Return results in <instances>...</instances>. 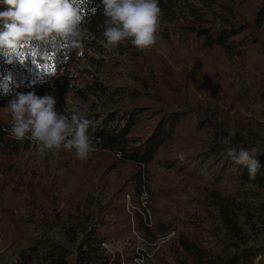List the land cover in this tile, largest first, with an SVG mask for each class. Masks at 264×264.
Listing matches in <instances>:
<instances>
[{
	"label": "trees",
	"instance_id": "16d2710c",
	"mask_svg": "<svg viewBox=\"0 0 264 264\" xmlns=\"http://www.w3.org/2000/svg\"><path fill=\"white\" fill-rule=\"evenodd\" d=\"M253 2L159 0L162 20L176 21L185 35L194 36L187 42L176 41L171 57L161 55L154 46L145 50L132 46L129 53L122 50L121 58L114 64L132 74L124 98L127 104L126 123L110 129L107 128V121L105 128L97 129L95 164L90 157L87 161L77 159L75 150L64 149L62 152L67 165L66 176L79 179L76 183V215L71 217L72 225L68 230L76 243L69 250L74 253L72 264H135L133 259L139 256H128L131 246L117 252L106 248L103 244L106 241L105 231L114 235L132 231L139 233L159 264H255L257 256L250 244L251 233L244 224L252 222L257 210L243 187L248 183L264 187V149L256 157L261 167L254 178L249 176L245 166L238 181L222 169L215 172L213 179L202 180L194 169L188 168L186 161H177L178 153L187 151L198 136L193 132H176L179 117L183 115L184 119L191 111L188 92L192 82L202 77L209 80L211 70L226 58L248 63L249 46L257 43L264 46V36L259 34L264 29V0ZM77 3L84 15L81 42L85 41L87 34L93 39L91 44L105 40L106 17L101 0H77ZM6 7L0 5V11ZM254 11L255 16L245 17H250ZM0 31H3L2 21ZM123 43L119 47L131 46L130 42L128 46ZM186 43L190 46L187 56H184L181 48ZM180 44L183 45L179 47ZM77 51L67 40L53 38L43 43L33 42L24 50L22 58L15 56L13 62L8 63L0 50V150L7 158L0 169L5 174L6 186L12 187L8 202L0 203V227L8 231L13 224L16 230L9 235L15 240L20 239L25 227L32 223L41 226V229L50 223L46 222V215L41 220L35 218L33 211L18 217L16 210L22 197L18 200L14 197L27 190V200L52 205L55 197H51L50 193L61 186L62 177L47 180L42 172H34L25 182L23 175L29 170L24 172L17 164L7 162L20 152L22 146V141L10 135L12 117L7 101L11 95L20 92H35L38 96L50 94L56 100L57 110V101L61 96L56 89L63 91L65 87L69 91L73 87L76 77L70 74V64ZM205 54L210 60L207 64L203 62L202 55ZM122 98L119 100L122 101ZM184 104L189 108L181 109ZM110 117L109 121L114 120L113 114ZM199 125L213 145L221 144L227 133L216 116L211 114H205ZM236 141L233 140L228 147H235ZM102 166L117 171L120 186L110 200L95 208L98 201L95 193L99 187L96 172ZM172 171L178 174V182L170 179ZM180 186L185 191L189 188L193 190L197 195V207H190L189 202L183 200L178 193ZM143 193L148 196L147 206L141 201ZM126 194L131 197L128 208ZM46 209L48 207L44 212ZM93 213L109 216L105 230L83 227V221L94 217ZM53 214L55 218H60L57 212ZM37 247L32 249L37 250ZM32 262V255L24 254L22 264ZM50 264L70 263L63 256H57Z\"/></svg>",
	"mask_w": 264,
	"mask_h": 264
},
{
	"label": "rangeland",
	"instance_id": "374dc122",
	"mask_svg": "<svg viewBox=\"0 0 264 264\" xmlns=\"http://www.w3.org/2000/svg\"><path fill=\"white\" fill-rule=\"evenodd\" d=\"M192 1L200 2V0ZM258 1L254 0L253 3ZM255 14L256 11L250 17H245L252 18ZM259 34L264 36V29ZM193 36L194 34L185 35L176 21L171 23L160 18V27L156 33L157 43L154 47L161 55L171 57L176 41L187 42L188 38ZM92 40L87 34L85 41L81 42L83 52L81 53V50L78 49L76 56L72 59L70 74L76 77L73 87L69 91L65 90V87L63 91L56 89L57 94L61 96V99L57 101L56 111L58 114H68L66 107L69 110L76 109L91 120L92 125L88 129V133L92 137L94 148H96L95 132L97 129L105 128L107 121V128L114 129L118 125L123 126L128 119L125 115L127 104L124 98L127 95L126 86L131 81L132 74L114 62L121 58L122 50L129 53L134 45L129 40L131 46L121 48L120 44L108 46L104 39L91 44ZM129 42L125 41L123 44L128 46ZM190 42L192 41L190 40ZM182 45L180 44L179 47ZM189 46L187 43L182 46L181 53L184 56H187ZM248 53V63L237 58L234 61L226 58L219 62L218 67L211 70L209 80L202 77L190 85L188 99L191 103V111L184 116V119L183 115L179 117L176 132L178 134L193 132L198 136L196 142L182 153L184 155L183 162L186 161L188 168L194 169L197 177L202 180L213 179L215 172L221 169L226 174L237 178V181L239 180L245 166L234 164L227 157L225 151L233 140H237L235 147L245 149L256 147L259 152L264 149V46L261 43L251 44ZM202 57L205 64L210 62L208 54L202 55ZM14 96L15 94L11 95L7 102ZM120 98L123 100L120 101ZM187 108L189 106L186 104L181 107V109ZM242 109L246 114H242ZM113 111L115 113H112ZM110 114L114 115L112 121H109ZM205 114L216 116L217 121L227 130L219 145H213L211 138L199 125V120ZM230 129L235 130L234 135L229 134ZM63 150V147L55 151L46 150L45 154L41 155L37 150L36 142L25 138L22 141L20 152L12 157L11 161H7L22 167L20 169L24 172L29 170L23 175L25 182L29 181L32 173L42 172L47 180L62 177V184L50 193L51 197H55V203L52 205L47 202L35 204L31 200H27L29 197L27 190L18 193L22 195L14 197L17 200L22 197L20 206L16 210L18 217L33 211L35 218L39 220L46 215V222H49L50 225L41 229V226L32 223L25 227L24 235L18 240L9 235L12 230H16L13 224H10L8 231L0 227V264H22L24 254L32 255V264H50L57 256H63L70 264L73 263L74 253L69 250L76 243L72 241L68 230L72 225L71 217L76 215L75 209L78 205L76 183L79 179L66 176L67 165L62 155ZM95 153L96 150L89 156L93 159L92 164L96 162ZM5 155L0 150V166L7 159ZM177 161H180L178 157ZM169 176L170 179L178 182L179 178L176 172H170ZM118 178L116 170L110 171L105 167L98 169L96 180L99 187L95 193L98 201L95 208L98 204H104L110 200L111 195L114 196L113 193L120 186ZM6 182L5 174L0 169V203L3 204L8 202L12 191V187H7ZM243 190L257 210L252 222L245 223L244 226L251 233L250 244L254 246L257 256L255 264H264V187L260 188L248 183L243 187ZM189 191L192 196L188 195ZM178 193L183 196L184 201L189 202L190 207H197L195 201L197 195L191 188L185 191L180 186ZM125 200L126 207H130L131 197L129 194H126ZM141 201L144 206H147L148 196L146 193L142 194ZM83 206L87 205L83 204ZM46 207L48 209L44 212ZM53 212H57L60 218H55ZM148 213L150 214V211ZM109 220L108 215L103 217L94 215V217L83 221V227L103 231L107 228ZM1 223L2 221L0 226ZM105 235L106 241L103 244L111 246L110 248L106 246L109 251H122L127 246H131L130 251L127 252L128 256H139L133 259L135 264H159L139 233L132 231L125 235H114L105 231ZM205 236L208 238L207 235ZM34 246H38L37 250L32 249Z\"/></svg>",
	"mask_w": 264,
	"mask_h": 264
},
{
	"label": "clouds",
	"instance_id": "9594fccd",
	"mask_svg": "<svg viewBox=\"0 0 264 264\" xmlns=\"http://www.w3.org/2000/svg\"><path fill=\"white\" fill-rule=\"evenodd\" d=\"M104 21L103 36L108 46L130 40L137 49L152 48L157 43L162 10L159 0H101ZM6 9L0 11L3 31H0V50L12 63L15 56L23 57L28 45L63 38L72 48L83 52L81 43L84 21L77 0H0ZM52 95L38 96L35 92L16 93L7 108L12 117L10 135L17 141L29 138L36 142L38 152L55 151L63 147L75 150L77 159L87 161L95 151L88 133L92 121L76 109L58 114ZM242 114H246L241 110ZM235 134L234 129L229 130ZM227 157L236 165H244L254 178L261 165L256 147H228ZM178 159H184L178 153ZM111 247L110 245H106Z\"/></svg>",
	"mask_w": 264,
	"mask_h": 264
},
{
	"label": "snow or ice",
	"instance_id": "6c2138e0",
	"mask_svg": "<svg viewBox=\"0 0 264 264\" xmlns=\"http://www.w3.org/2000/svg\"><path fill=\"white\" fill-rule=\"evenodd\" d=\"M21 63H24V60L23 59H21ZM34 63V62H33ZM54 70V69H53Z\"/></svg>",
	"mask_w": 264,
	"mask_h": 264
}]
</instances>
